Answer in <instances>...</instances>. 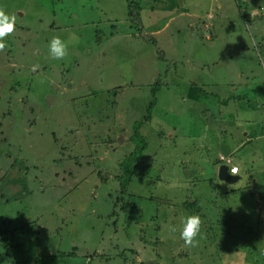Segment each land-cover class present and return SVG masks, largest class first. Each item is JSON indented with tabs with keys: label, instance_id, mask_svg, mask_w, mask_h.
<instances>
[{
	"label": "rangeland",
	"instance_id": "1",
	"mask_svg": "<svg viewBox=\"0 0 264 264\" xmlns=\"http://www.w3.org/2000/svg\"><path fill=\"white\" fill-rule=\"evenodd\" d=\"M128 2L0 0V264H264V0Z\"/></svg>",
	"mask_w": 264,
	"mask_h": 264
},
{
	"label": "clouds",
	"instance_id": "2",
	"mask_svg": "<svg viewBox=\"0 0 264 264\" xmlns=\"http://www.w3.org/2000/svg\"><path fill=\"white\" fill-rule=\"evenodd\" d=\"M16 14H8L4 7H0V51L5 48L3 42L6 37L10 36L15 31ZM68 43L65 42L59 35L53 36L49 42V55L52 59L63 60L68 55ZM38 66L33 67L36 71ZM239 126V121H238ZM229 166L230 174L233 176L239 175L240 169L236 165ZM201 217L196 214L186 216L181 225H173L169 223V231L177 232L179 230L180 239L184 241L187 247H197L199 245L198 237L201 236ZM202 238V237H201Z\"/></svg>",
	"mask_w": 264,
	"mask_h": 264
},
{
	"label": "trees",
	"instance_id": "3",
	"mask_svg": "<svg viewBox=\"0 0 264 264\" xmlns=\"http://www.w3.org/2000/svg\"><path fill=\"white\" fill-rule=\"evenodd\" d=\"M129 15H130V17H131V19L133 20L132 22H135V21H138V20H140V18H139V11H140V6H138V4L137 3H135V0H129ZM140 7V8H139ZM196 90H198V91H201L200 89H197V88H195ZM151 91H152V93L155 95V94H157V92L159 91V86H158V83L151 89ZM237 99H240L241 97H236ZM156 105V100L154 99L153 101H152V103L149 105V107H148V113H149V116H148V118L150 119V115L152 114V110L154 109V106ZM137 129L136 130H138V126L136 127ZM139 134V132H136L135 133V135L133 136V138H135L137 135ZM145 148V143H144V141L142 140L141 142H140V144H139V146L137 147V149H139L140 150V152H138L137 154L136 153H134V155L135 156H130L129 157V160L128 161H126L125 163H124V166H125V168L126 169H128V168H130V166H131V163H133V162H135V159L136 160H138L139 158H140V155H141V153H142V150ZM133 157H135V159L133 158ZM134 159V160H133ZM126 173H128V177H131V175L134 173V171H127ZM130 180L131 179H129V180H127V181H124V182H122V189H123V191H125L126 190V188H127V186H128V184L130 183ZM191 206H193V204H190ZM121 208H122V210L125 212V213H130L131 212V210L134 208V206L132 205V204H130V203H127V204H124L123 206H121ZM225 227H228V225H225ZM226 234V233H225ZM225 236H231V234H227V235H225ZM225 240V242H226V245H224V247H227L226 248V250L228 251V252H232V251H234L233 249H234V245L233 246H231V245H228L229 243H230V238H227V239H224ZM246 240L248 241V239L246 238ZM3 241V239H1L0 238V242H2ZM9 242H11L12 240H8ZM237 241H239V240H237ZM236 241V242H237ZM235 246H237V244H235ZM223 246H221V245H219L217 248H216V255L217 256H220L221 255V251H220V249H222V248H224ZM236 248H239V250L241 249V250H245L247 247L245 246V244H242V245H238ZM180 256H185L186 254H179Z\"/></svg>",
	"mask_w": 264,
	"mask_h": 264
},
{
	"label": "water",
	"instance_id": "4",
	"mask_svg": "<svg viewBox=\"0 0 264 264\" xmlns=\"http://www.w3.org/2000/svg\"><path fill=\"white\" fill-rule=\"evenodd\" d=\"M218 178L221 182H226L227 184H236L239 180L240 177L238 175L233 176L230 174L229 171V166L227 165H221L218 169ZM153 264V263H151Z\"/></svg>",
	"mask_w": 264,
	"mask_h": 264
},
{
	"label": "flooded vegetation",
	"instance_id": "5",
	"mask_svg": "<svg viewBox=\"0 0 264 264\" xmlns=\"http://www.w3.org/2000/svg\"><path fill=\"white\" fill-rule=\"evenodd\" d=\"M239 7H241V4H238ZM241 15L244 17V15L247 16V20L249 19L250 13H246V11L243 10V8L241 9Z\"/></svg>",
	"mask_w": 264,
	"mask_h": 264
},
{
	"label": "built area",
	"instance_id": "6",
	"mask_svg": "<svg viewBox=\"0 0 264 264\" xmlns=\"http://www.w3.org/2000/svg\"><path fill=\"white\" fill-rule=\"evenodd\" d=\"M237 167V166H236Z\"/></svg>",
	"mask_w": 264,
	"mask_h": 264
}]
</instances>
